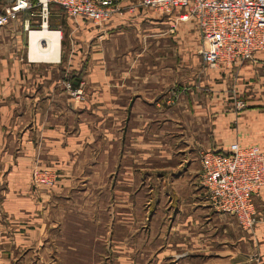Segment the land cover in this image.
<instances>
[{"label": "crops", "instance_id": "obj_1", "mask_svg": "<svg viewBox=\"0 0 264 264\" xmlns=\"http://www.w3.org/2000/svg\"><path fill=\"white\" fill-rule=\"evenodd\" d=\"M54 8L58 63L32 61L29 34L25 59L28 14L0 29V264H135L156 238L160 264L174 251L264 264V188L243 231L212 206L200 164L233 144L264 151V52L210 70L183 11H124L98 26ZM37 166L56 185L36 187Z\"/></svg>", "mask_w": 264, "mask_h": 264}, {"label": "built area", "instance_id": "obj_2", "mask_svg": "<svg viewBox=\"0 0 264 264\" xmlns=\"http://www.w3.org/2000/svg\"><path fill=\"white\" fill-rule=\"evenodd\" d=\"M54 7L70 19L98 26L124 11H183L180 20L192 21L200 32L203 63L210 70L233 68L264 52V0H129L126 6L123 0H15L0 7V29L22 22L27 14L22 25L29 35L35 17L41 19V29H48L49 20L58 16ZM67 87L75 97L82 96L81 88L74 89L72 83ZM246 108L243 101L236 103L237 111ZM200 164L202 186L214 209L235 218L243 231H253L258 222L256 197L264 188V151L233 144L226 153H203ZM32 179L36 187H52L58 175L37 166Z\"/></svg>", "mask_w": 264, "mask_h": 264}, {"label": "rangeland", "instance_id": "obj_3", "mask_svg": "<svg viewBox=\"0 0 264 264\" xmlns=\"http://www.w3.org/2000/svg\"><path fill=\"white\" fill-rule=\"evenodd\" d=\"M53 11H56V8H54ZM61 19H62L61 20L62 22H63V20H66L65 19V16H62ZM52 24L53 23H50V25H52ZM18 27L20 28V25L19 24H18ZM63 27L66 28V29L69 28V25L66 23V21L63 24ZM23 33H24V36H23L24 37L23 38L24 39V44L26 46V50H25L26 57H25V59L26 60H29L28 57H27L28 56V38H29V36H28V33L27 32L24 31ZM7 34H4L3 35V37H5V41L4 42L6 44H8V45L9 44L14 45L15 44L14 43L15 40L11 38L10 33H7ZM0 38H2V37H0ZM74 40L75 39L73 38V41ZM4 42H2V43H4ZM69 43L71 45V41ZM63 52L64 51H62V49H61L62 56H63ZM161 230H162V228L160 229V225L158 227L155 226V228H154V234L156 235V233L158 232L157 234H158V237H159V233H160ZM152 243H153V252H152L153 253L152 254L153 256L152 257H149V256H147V257L146 256H143L142 257V256H139V254H138V257L134 258V260L136 261L135 264H160V263L157 262V259H158L157 255L159 254V252L161 250H163L164 242H162L161 239L156 238V239H154V242H152ZM182 254H183L182 251H174L173 254L171 253V257H169L167 260H165L163 258V261L161 262V264H217L219 262L218 260L207 259V258H204V259L201 258L200 259V258H197L196 256L195 257H190V258H184V259H182L181 257H179Z\"/></svg>", "mask_w": 264, "mask_h": 264}, {"label": "bare ground", "instance_id": "obj_4", "mask_svg": "<svg viewBox=\"0 0 264 264\" xmlns=\"http://www.w3.org/2000/svg\"><path fill=\"white\" fill-rule=\"evenodd\" d=\"M30 59L35 62L58 63L61 58V35L46 27L30 34Z\"/></svg>", "mask_w": 264, "mask_h": 264}, {"label": "trees", "instance_id": "obj_5", "mask_svg": "<svg viewBox=\"0 0 264 264\" xmlns=\"http://www.w3.org/2000/svg\"><path fill=\"white\" fill-rule=\"evenodd\" d=\"M34 1L36 2V0H34ZM9 3H11L10 0H3V1H0V7H1L2 5H6V4H9ZM0 12H1V10H0Z\"/></svg>", "mask_w": 264, "mask_h": 264}, {"label": "water", "instance_id": "obj_6", "mask_svg": "<svg viewBox=\"0 0 264 264\" xmlns=\"http://www.w3.org/2000/svg\"><path fill=\"white\" fill-rule=\"evenodd\" d=\"M15 0H10L11 3H13Z\"/></svg>", "mask_w": 264, "mask_h": 264}]
</instances>
